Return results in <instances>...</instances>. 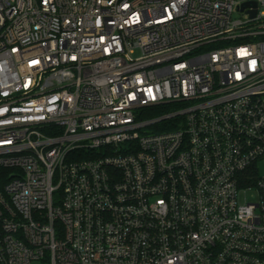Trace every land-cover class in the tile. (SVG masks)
Segmentation results:
<instances>
[{
  "label": "built area",
  "instance_id": "obj_1",
  "mask_svg": "<svg viewBox=\"0 0 264 264\" xmlns=\"http://www.w3.org/2000/svg\"><path fill=\"white\" fill-rule=\"evenodd\" d=\"M0 166V264H264V0H0Z\"/></svg>",
  "mask_w": 264,
  "mask_h": 264
},
{
  "label": "trees",
  "instance_id": "obj_2",
  "mask_svg": "<svg viewBox=\"0 0 264 264\" xmlns=\"http://www.w3.org/2000/svg\"><path fill=\"white\" fill-rule=\"evenodd\" d=\"M161 113H162V111H160L158 109H154V110H152V112L149 116L155 117V116L160 115ZM9 175H10V170L4 169L0 166V188H2L4 186V184L6 183V181H8Z\"/></svg>",
  "mask_w": 264,
  "mask_h": 264
},
{
  "label": "rangeland",
  "instance_id": "obj_3",
  "mask_svg": "<svg viewBox=\"0 0 264 264\" xmlns=\"http://www.w3.org/2000/svg\"><path fill=\"white\" fill-rule=\"evenodd\" d=\"M235 16H237V17H242L241 14H235ZM261 175H264V168L261 169Z\"/></svg>",
  "mask_w": 264,
  "mask_h": 264
},
{
  "label": "water",
  "instance_id": "obj_4",
  "mask_svg": "<svg viewBox=\"0 0 264 264\" xmlns=\"http://www.w3.org/2000/svg\"><path fill=\"white\" fill-rule=\"evenodd\" d=\"M245 6V5H244ZM256 11H253L252 14L255 15Z\"/></svg>",
  "mask_w": 264,
  "mask_h": 264
},
{
  "label": "clouds",
  "instance_id": "obj_5",
  "mask_svg": "<svg viewBox=\"0 0 264 264\" xmlns=\"http://www.w3.org/2000/svg\"><path fill=\"white\" fill-rule=\"evenodd\" d=\"M250 211V210H249Z\"/></svg>",
  "mask_w": 264,
  "mask_h": 264
}]
</instances>
